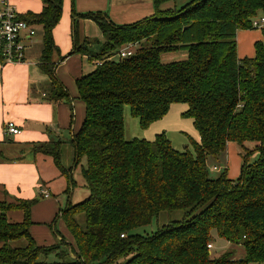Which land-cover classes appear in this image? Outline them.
Instances as JSON below:
<instances>
[{
  "label": "trees",
  "instance_id": "1",
  "mask_svg": "<svg viewBox=\"0 0 264 264\" xmlns=\"http://www.w3.org/2000/svg\"><path fill=\"white\" fill-rule=\"evenodd\" d=\"M170 1L152 0L154 14L129 25H115L102 12L76 14L71 5L68 56H86L94 65L75 81L84 118L69 139H50L32 151L52 158L67 179V195L73 171L84 162L80 171L88 196L58 212L49 227L60 240L50 246L37 245L29 231L36 200L0 203V264H42L50 254L60 261L54 264H64L63 246L73 256L68 264H117L126 257L122 264H264V28L252 58L238 59L236 45L237 32L253 30L252 19L264 17V0H192L180 10H161ZM41 2L40 13L17 14L42 30L40 98L71 104L51 60L63 0ZM81 19L99 29L103 42L97 51L91 50L97 40L79 42ZM127 47L132 54L116 59ZM177 52L186 58L162 62L163 54ZM174 103L187 105L182 116L199 135L198 142L190 140L192 151L174 150L164 133L152 141L124 139V107L145 129ZM248 142L255 144L252 149L245 148ZM229 143L245 153L239 177L231 181L225 170L211 178L207 160L220 158ZM66 144L73 151L68 168L61 154ZM256 153L257 160L249 162ZM11 211L20 212L22 220L8 221ZM175 211L183 212L181 220L151 235L133 233ZM57 218L72 244L53 229ZM215 236L241 247L243 255L227 251L211 257L207 246Z\"/></svg>",
  "mask_w": 264,
  "mask_h": 264
},
{
  "label": "crops",
  "instance_id": "2",
  "mask_svg": "<svg viewBox=\"0 0 264 264\" xmlns=\"http://www.w3.org/2000/svg\"><path fill=\"white\" fill-rule=\"evenodd\" d=\"M8 3L18 15L27 12L40 13L43 6L41 0H8ZM71 5L77 13H105L115 25L133 24L152 16L155 11L152 0H63L61 19L53 30V39L57 49L67 54L72 49ZM88 25L96 26L86 21L80 26L81 32ZM35 31V36L24 38L27 46L22 63L2 67L0 65V203L9 199L36 200L31 209L33 225L29 231L37 245L50 246L54 244L55 238L49 225L62 209V205L71 202L70 195L74 187L70 195H67V179L61 175L52 158L35 154L32 148L50 139H69L71 134L76 132L78 123L76 125L74 119L70 127L71 109L74 111L73 102L50 103L40 98L42 96L38 88L45 83V77L38 68L42 52L41 27H35ZM99 34V38L95 40L101 44L103 37L100 32ZM249 34L252 33H247V30H239L236 34L238 59L252 58L255 42L262 40V33L261 37L258 34L249 37ZM85 37L90 39L86 35ZM52 58L55 61L54 54ZM84 61L89 65L85 69L82 67ZM61 69L70 71L72 78L76 80L91 73L94 65L86 56L71 55L56 65L57 73ZM72 113L74 115V112ZM7 122L14 123L20 133L15 136L5 135L3 126ZM43 191L48 194L47 198L43 197ZM6 217L11 222L22 220L21 213L17 211L8 212ZM59 234L64 237L62 229ZM57 239L59 241L60 237Z\"/></svg>",
  "mask_w": 264,
  "mask_h": 264
},
{
  "label": "rangeland",
  "instance_id": "3",
  "mask_svg": "<svg viewBox=\"0 0 264 264\" xmlns=\"http://www.w3.org/2000/svg\"><path fill=\"white\" fill-rule=\"evenodd\" d=\"M192 0H171L170 2H167L161 6V10H180L182 7L189 4ZM74 9V7H73ZM76 14H86V13H77V11L74 9ZM94 13V12H92ZM89 20H79L78 22V38L79 42H82L85 38V35L90 38V40L98 39L100 34L99 30L95 28L96 26H86L84 29H82L80 26ZM91 23V21H89ZM93 23V22H92ZM248 36L258 34L261 37L260 29H253V30H247ZM84 34V35H83ZM71 37V36H70ZM262 39V37H261ZM248 41V46L249 42ZM100 44L93 45L92 50H98ZM71 46H72V40H71ZM57 49V47H56ZM72 50V49H71ZM71 52V51H70ZM69 52V53H70ZM69 53H61V49H57L54 52V60L52 59V62L58 65L61 61V58L68 57ZM77 55V54H76ZM186 58L185 52H177V53H168L163 54L161 57V60L163 63H169V62H175V61H181ZM66 59V58H65ZM82 67L85 69L86 67H89L87 62L82 63ZM57 79L61 82L63 87L68 91L72 98V104L74 108V119L77 125V130L80 128L83 118H84V105L82 101L77 96V90L75 86V81L72 76L71 72L68 70L61 69L60 72L58 70L55 72ZM63 78V80H60L59 76ZM63 81V82H62ZM72 91V93H71ZM75 104H76V111H75ZM78 105V106H77ZM77 107H79V111H77ZM80 110H82L80 112ZM187 110L186 104L181 103H174L170 106L168 112L165 116L160 118L157 121L152 122L147 128L141 129L138 123V120L133 118L131 116L129 108L126 106L123 110V121H124V139L126 141H131L133 139L138 140H146V141H152L156 135L164 133L166 138L171 144V147L179 152H182L186 146H188L189 150L192 151V147L190 146V140H193L194 142L199 141V135L197 131L195 130L192 120L189 118H184L182 116V113ZM76 112V113H75ZM80 112V113H79ZM76 130V131H77ZM68 137V136H67ZM54 138V137H53ZM254 143L248 142L245 144V148L247 150L252 149L254 147ZM62 163L66 167L72 166V160H73V151L72 147L70 145H64L62 147ZM244 150L242 147L235 143H229L227 146V149L223 155H221L220 158L217 160L209 158L207 160V167L209 170V175L211 178H217L220 176L225 170L227 171V178L231 181L236 180L239 177L240 174V167L242 162V157L244 155ZM258 158L257 153L253 154L249 160V162H254ZM84 164L82 162L80 165H78L74 173H72V180H73V191L70 195V203L71 204H77L79 202H82L84 199L87 198L88 192L85 188L84 180L81 175V166ZM66 203V202H65ZM65 203L62 205V210L65 208ZM183 217V212L181 211H175V212H163L161 213L157 219H153L152 222L149 225L139 227L137 228L133 233L138 235H151L154 233L159 227L166 225L170 222L179 221ZM10 221V220H8ZM11 222V221H10ZM50 228V227H49ZM56 229V231L60 232L61 229L64 232V240L68 243L72 244L71 237L64 225V222L60 218H57L55 223L53 224V229ZM54 239V243H57L58 239L57 237L52 233ZM60 240V239H59ZM23 242V240H20ZM14 245V244H13ZM53 245V244H52ZM212 248L210 249L211 257L216 258L220 256L221 254L227 252V251H234L235 257L240 258L243 255V249L241 247L232 246L231 244L227 243L226 241L217 238L216 236L211 241ZM15 246H18L17 244ZM63 251H65V257H64V264H68L71 259L73 258L72 254H70L69 249L66 246H63ZM129 257L121 258L117 261V264L124 263ZM41 261H43L42 264H54L58 261L55 254H50L47 257H42Z\"/></svg>",
  "mask_w": 264,
  "mask_h": 264
},
{
  "label": "built area",
  "instance_id": "4",
  "mask_svg": "<svg viewBox=\"0 0 264 264\" xmlns=\"http://www.w3.org/2000/svg\"><path fill=\"white\" fill-rule=\"evenodd\" d=\"M251 27L253 29L264 28V17L260 16L252 19ZM35 26H32L22 20L17 19V12L8 3V0H0V65L18 64L24 61L26 43L24 38L28 39L35 36ZM132 54L131 47L122 49L116 59H123ZM5 135L15 136L20 130L12 122H7L3 126ZM43 197L48 194L43 191ZM123 237V236H121ZM208 249L212 245L207 246Z\"/></svg>",
  "mask_w": 264,
  "mask_h": 264
}]
</instances>
